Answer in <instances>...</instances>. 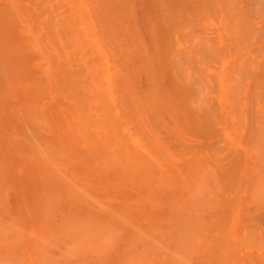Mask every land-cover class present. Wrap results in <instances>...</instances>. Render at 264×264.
Listing matches in <instances>:
<instances>
[{
	"label": "bare ground",
	"instance_id": "bare-ground-1",
	"mask_svg": "<svg viewBox=\"0 0 264 264\" xmlns=\"http://www.w3.org/2000/svg\"><path fill=\"white\" fill-rule=\"evenodd\" d=\"M0 264H264V0H0Z\"/></svg>",
	"mask_w": 264,
	"mask_h": 264
}]
</instances>
